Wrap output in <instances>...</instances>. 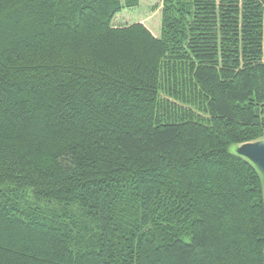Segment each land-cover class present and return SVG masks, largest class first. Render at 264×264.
I'll return each mask as SVG.
<instances>
[{"label":"trees","instance_id":"1","mask_svg":"<svg viewBox=\"0 0 264 264\" xmlns=\"http://www.w3.org/2000/svg\"><path fill=\"white\" fill-rule=\"evenodd\" d=\"M0 0V264H264V0Z\"/></svg>","mask_w":264,"mask_h":264},{"label":"rangeland","instance_id":"2","mask_svg":"<svg viewBox=\"0 0 264 264\" xmlns=\"http://www.w3.org/2000/svg\"><path fill=\"white\" fill-rule=\"evenodd\" d=\"M162 0H137V5L124 7L115 13L112 24L115 26L142 23L153 35H160ZM237 144L231 145L234 152Z\"/></svg>","mask_w":264,"mask_h":264},{"label":"water","instance_id":"3","mask_svg":"<svg viewBox=\"0 0 264 264\" xmlns=\"http://www.w3.org/2000/svg\"><path fill=\"white\" fill-rule=\"evenodd\" d=\"M234 152L247 159L258 169L264 183V138L239 144Z\"/></svg>","mask_w":264,"mask_h":264}]
</instances>
